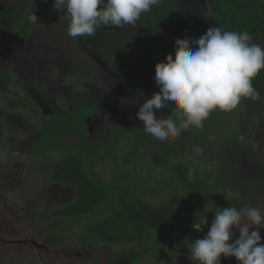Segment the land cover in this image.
Listing matches in <instances>:
<instances>
[{"label":"rangeland","instance_id":"rangeland-1","mask_svg":"<svg viewBox=\"0 0 264 264\" xmlns=\"http://www.w3.org/2000/svg\"><path fill=\"white\" fill-rule=\"evenodd\" d=\"M53 4L42 0L37 23L20 36L28 0H0V264H195L191 242L204 238L222 201L264 209V70L252 81L259 99L214 110L202 128L160 142L136 117L160 90L155 69L142 73L135 90L108 75L125 80V66L175 58L177 37L191 42L206 34L195 2L160 0L134 26L102 27L78 39ZM253 4L264 17V0ZM254 42L264 44V36ZM17 99L31 109L12 108ZM154 112L177 118L173 105ZM68 156L82 160L87 178L107 193L89 215L55 218L54 210L77 198L74 188L50 180ZM180 166L196 172L197 193L172 174ZM126 205L140 206L144 219H116L114 210ZM101 232L140 239L104 243ZM50 234L62 242L42 245L39 238Z\"/></svg>","mask_w":264,"mask_h":264},{"label":"clouds","instance_id":"clouds-1","mask_svg":"<svg viewBox=\"0 0 264 264\" xmlns=\"http://www.w3.org/2000/svg\"><path fill=\"white\" fill-rule=\"evenodd\" d=\"M159 4L160 0H54L53 9L63 12L68 35L78 39L91 37L102 27L134 26ZM28 19L37 23L34 13ZM174 47L175 58L168 54L155 65L159 92L147 97L136 113L144 131L156 140L167 142L190 127L200 129L214 110L231 111L244 98L259 99L252 81L264 70V44L254 42L247 31L212 27L191 42L177 37ZM170 105L175 107L176 119L156 116L154 109ZM188 176L194 179L192 170ZM261 228L264 212L259 207L217 208L204 238L191 242L190 259L195 264H221L223 255L235 257L239 264H264Z\"/></svg>","mask_w":264,"mask_h":264},{"label":"trees","instance_id":"trees-1","mask_svg":"<svg viewBox=\"0 0 264 264\" xmlns=\"http://www.w3.org/2000/svg\"><path fill=\"white\" fill-rule=\"evenodd\" d=\"M197 6V15L199 20H203L205 28L221 26L227 31L242 32L247 31L254 39L264 36V17L261 16L254 6V2L260 0H191ZM42 0H28L25 14L17 27V33L22 36L28 34V31L33 23L28 19L33 13L38 18V11L41 7ZM148 23H146L147 25ZM144 26L142 27V29ZM141 29V30H142ZM155 63L146 65L131 64L123 68V80L117 76L108 75L109 81L116 85L124 84L130 89L135 90L140 82H145L142 73L148 68L155 69ZM100 64V62H98ZM105 67V66H104ZM103 68V65H100ZM108 67H105V69ZM108 70H111L108 68ZM142 75V76H141ZM10 106L22 109H31L24 101L17 99L11 100ZM193 171L194 179H189L188 172ZM172 174L181 181L192 193L198 191V180L196 172L187 167H175L172 169ZM53 183H61L75 189L77 193L76 201L64 208L56 209L52 212L53 217L63 218H79L93 213V210L102 204L106 197V188L99 182L89 180L84 173V163L75 156H68L56 162L54 170L50 176ZM236 207L238 210L241 207H254L248 201H239L227 199L221 202V210L226 207ZM264 212L263 208H260ZM116 219L124 223L140 222L144 219V211L140 206L126 205L119 210H114ZM253 230H256L255 228ZM261 234V242L264 243V228L259 229ZM84 238V236H82ZM99 239L104 243L120 244L123 242H132L140 239L137 234H114L101 232ZM39 242L46 247H53L62 242V237L58 234H50L39 238ZM24 264V263H15ZM52 264H65L55 260Z\"/></svg>","mask_w":264,"mask_h":264}]
</instances>
